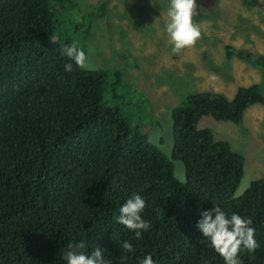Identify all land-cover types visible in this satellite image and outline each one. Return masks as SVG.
<instances>
[{"label":"trees","instance_id":"obj_1","mask_svg":"<svg viewBox=\"0 0 264 264\" xmlns=\"http://www.w3.org/2000/svg\"><path fill=\"white\" fill-rule=\"evenodd\" d=\"M67 6L73 11L75 3L0 0V264H67L68 245L81 242L77 251L90 254L98 246L111 264H139L149 254L155 264H225L196 227L201 212L214 206L252 219L260 247L239 258L264 264V178L234 196L242 156L210 130L197 129L207 116L240 126L248 107L264 105V57L226 47V57L259 70V82L237 88L230 100L220 93L186 95L170 111L167 153L149 141L150 109L142 97L133 96L141 108L135 120L121 112L119 73L75 64L64 71L71 61L61 49L77 37L70 28L61 32L64 22L69 26L61 16ZM104 13L101 2L87 18ZM175 162L183 181L175 177ZM133 194L145 200L141 216L151 224L139 240L115 220ZM125 240L133 253H123Z\"/></svg>","mask_w":264,"mask_h":264},{"label":"rangeland","instance_id":"obj_2","mask_svg":"<svg viewBox=\"0 0 264 264\" xmlns=\"http://www.w3.org/2000/svg\"><path fill=\"white\" fill-rule=\"evenodd\" d=\"M71 1L73 11L67 6L61 15L69 26L64 22L61 32L70 28L77 35L74 44L89 54L90 70L116 71L121 84L132 89L115 87L125 101L120 103L121 112L135 120L141 108L134 105V97L148 103L150 112L145 116L149 121L145 118L144 123L149 125L144 128L152 126L149 141L162 151L168 153L172 141L170 111L186 95L220 93L230 100L237 88L260 80L258 69L234 55L226 57L225 48L264 57V0H255L253 6H246L243 0H205L193 16L201 39L179 55L172 53L165 31L169 0ZM101 2L104 15L87 18ZM117 101L113 103L119 107ZM197 129L210 130L216 140L228 142L242 156L243 172L234 196L250 181L264 178V106L248 107L240 126L207 116L200 119ZM174 166L175 177L183 181L181 164L175 162Z\"/></svg>","mask_w":264,"mask_h":264},{"label":"clouds","instance_id":"obj_3","mask_svg":"<svg viewBox=\"0 0 264 264\" xmlns=\"http://www.w3.org/2000/svg\"><path fill=\"white\" fill-rule=\"evenodd\" d=\"M198 7L196 0H169L165 31L172 45L173 54L179 55L181 50L194 47L201 39L200 26L193 22V16L198 14ZM61 55L71 61L64 65L65 72H72L73 64L82 70L91 69L89 54L76 44L64 46ZM145 207V200L140 195L133 194L123 203L119 215L115 217L116 222L132 231L137 240L151 228L150 222L141 216ZM200 215L201 219L198 220L196 227L209 241L212 249L223 258L225 264H242L239 258L241 252L254 254L260 247L255 238L251 218L237 213L228 215L219 206L203 211ZM84 247L83 242L69 244L64 254L67 264H111V261L105 258L104 250L98 246L90 254L76 250ZM120 247L125 254L135 251L134 245L127 240L123 241ZM121 259L126 260L127 255L122 254ZM139 264H155V261L149 254L140 259Z\"/></svg>","mask_w":264,"mask_h":264},{"label":"flooded vegetation","instance_id":"obj_4","mask_svg":"<svg viewBox=\"0 0 264 264\" xmlns=\"http://www.w3.org/2000/svg\"><path fill=\"white\" fill-rule=\"evenodd\" d=\"M196 3L198 6H200L205 3V0H196Z\"/></svg>","mask_w":264,"mask_h":264},{"label":"crops","instance_id":"obj_5","mask_svg":"<svg viewBox=\"0 0 264 264\" xmlns=\"http://www.w3.org/2000/svg\"><path fill=\"white\" fill-rule=\"evenodd\" d=\"M259 82V79L256 81V82H254V84L255 83H258ZM264 94V93H263ZM264 96V95H263ZM252 106H257V107H263L264 105H252ZM243 117H244V114H243Z\"/></svg>","mask_w":264,"mask_h":264}]
</instances>
